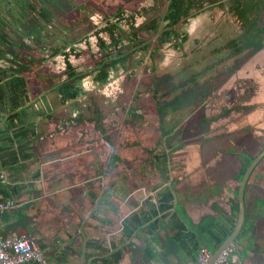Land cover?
Instances as JSON below:
<instances>
[{"label": "flooded vegetation", "instance_id": "obj_1", "mask_svg": "<svg viewBox=\"0 0 264 264\" xmlns=\"http://www.w3.org/2000/svg\"><path fill=\"white\" fill-rule=\"evenodd\" d=\"M116 3L119 2L109 0L108 4L99 11L102 12L100 15L99 12L96 13L91 8L83 14L82 8L78 6L75 10L80 9L81 15L77 19L73 17L77 22L76 24L60 21L54 28L47 26V36L42 44L44 52L40 59V62L44 63L45 71L42 77L43 87L40 91L42 98L40 99L41 107L38 116L46 119L50 124L44 135H36L35 142L43 148L41 141L51 139L50 143H53V139L56 138L62 153L60 155L61 160L68 158L65 157V154L68 155L71 152H69L70 149L76 151L78 158L79 155L81 157L85 154V151H88L87 155L91 153L90 156H92V145L83 140H91L92 134L89 133V136L85 134L82 139L80 119L85 125L88 126L89 124L93 128L94 119L97 121L100 118L99 116H90V113L93 114L94 111V103L112 100L111 102L115 104L122 94L125 96L129 94L127 111L131 112L129 107L134 104V100H137L138 105L132 114L135 117L130 118V122L134 127L141 123L156 124L155 127L160 138L157 139L155 136L152 144L149 143L146 149H141L145 155H148L147 160L150 166L158 174V179L161 180L162 178L163 183L158 194L152 191L151 194L138 196L137 200L140 205L153 203L152 210L161 216L159 224H163L165 227L163 218H166L167 223L175 227V230L171 232L174 236L172 241L176 243L175 250L182 249L188 257L184 264H191V259L194 260L198 251L204 248V241L209 244H212L211 241L213 243L215 241L214 246H216L233 231L238 214L237 189L239 182L245 168L264 149V146L255 154L249 152L240 154L237 151H229L233 148L231 144L233 133L226 130L227 134L222 137L223 140L219 141L218 151L215 154L210 152L202 159L205 166H210L215 172L212 177L220 174L222 176L220 181L226 182L223 186L222 198L227 207L225 208L221 204L217 205V201L212 199L207 203L206 208L203 206L191 211L187 203L182 200L183 196L184 198L188 196H185L183 191L182 195L176 193L174 187L176 181L173 179L176 177L174 171L177 169L186 181L182 169L186 164V154L189 155V152L185 151L183 147L178 148L176 144L172 143V139L177 130V125L180 122L183 123L189 115L188 111H184V109L192 108L196 98L201 100L198 106L201 105L203 103L201 98L206 92L209 93L206 86L210 87L211 78L206 81V77L204 79L201 77L207 69H211L208 76L214 77L213 82L218 87L214 91L222 95V90L225 89L222 88V75L224 74L234 80L237 77V71L244 65L236 62L242 58L236 56L239 51L245 48L248 56H252L254 53L264 55V0H122L121 4L115 6ZM129 3L130 6H127ZM226 18L230 22L227 25L239 26L240 36L223 35V32L219 33L220 37H218L219 35L211 36L215 26L220 24L219 21L224 22ZM258 21L261 23L259 24ZM51 33L54 34L53 37H50ZM222 39L223 42H221ZM212 40H214V45L211 46L212 52L200 54L202 49L212 43ZM223 45L227 47L228 51L223 50ZM159 53L165 55L162 64H167L170 61V66L173 67L177 61L178 67L171 72L166 70L165 73H158L155 67L151 65V60ZM175 54L179 55L176 59L174 58ZM137 55L146 65L147 79H149L147 84L145 78L142 79V75H136L134 79H129V82L132 83H126L123 79L126 74H122V67L127 68L136 60ZM190 55L195 57L190 59ZM207 55H214L213 61L209 64L206 62V57H209ZM233 56L236 57L235 61L223 63V58ZM175 72H182L186 75L182 80L173 83L171 75ZM126 76L130 77L131 75L127 74ZM247 77L253 79L251 75ZM254 79L258 80L255 77ZM162 82H169L163 90L166 92H160L157 95L159 89L164 86L161 84ZM131 84L132 87L130 88ZM143 85H145L144 88H142ZM138 95L140 96L138 97ZM158 97H161V100L157 102ZM241 106L239 108H242ZM230 110L232 111V109ZM167 113L169 118L172 117V120L176 121V124L168 129L162 124ZM202 113L205 114V111L201 112V116ZM240 114L241 110L238 112V115ZM113 116L108 111L102 118L98 119L96 129L100 134L104 131L100 122L107 117L113 118ZM245 116L246 112L240 115L243 118ZM122 123L125 121L123 120ZM90 127L87 129L91 131ZM102 136L106 138L107 134ZM248 138L254 139V136L248 135ZM80 139H82L81 144H79ZM170 140H172L171 143ZM158 141L160 143H157ZM157 144H161L162 148H156ZM227 145L230 147L229 149ZM79 148H81L80 151ZM103 151L105 152L104 148ZM113 153L112 149L107 150L106 163L109 162L108 160L116 159L119 156ZM156 155L160 156L162 160L152 158ZM262 156H264V151L253 164L243 184L241 223L229 243L231 245L230 253L237 250H234V245L241 247L242 250L245 249L244 252L252 251L251 256H255L258 249L264 253L263 245L262 247L258 245V248H255L256 242L261 241L264 244V236H262L264 223L258 226L254 222L258 216L264 217V187L257 201L253 199L248 204L246 197L247 190H251L255 186L257 167L264 168V161L260 160ZM246 157L250 158L247 162H245ZM68 160L71 161L69 158ZM211 160L210 164L209 161ZM259 160L260 162H258ZM78 161L80 165H72L75 172L81 169H85L86 173L91 171L84 165V161L87 162L86 157H81ZM174 165L176 169L173 168ZM226 165H229L231 173L234 172L229 175L227 181L224 180L227 174ZM234 167L236 168L232 171ZM172 169L174 170L172 171ZM105 173V168H102L96 176L92 174V177L90 175L86 177L92 186V189L88 187L87 194L92 201L96 200L90 212L99 208L102 199L111 201L112 197L109 195L116 193V191L110 190V185L106 183ZM95 177L99 178V181ZM94 184L97 187L98 184L101 185L97 195L93 193ZM117 187L119 188V185H114L113 189L117 190ZM217 187L213 189L214 192ZM65 197L66 195H62V198ZM200 197L201 194L196 196V198ZM59 204H61V197ZM255 204L262 205L259 211L256 210ZM251 207L252 211L249 209ZM138 211H143V208ZM222 215L227 216L223 217ZM201 220L203 221L201 222ZM44 247L48 248V246ZM38 248L47 264H64L62 257H65L64 253L70 252L69 249L57 245L53 249H57L58 255H46L44 254L45 249L39 246ZM79 258L75 264L80 261ZM237 260L239 259L232 258L231 261L235 263ZM85 261L83 256L81 262ZM226 264L228 263L226 262ZM238 264H242L241 260L238 261Z\"/></svg>", "mask_w": 264, "mask_h": 264}, {"label": "rangeland", "instance_id": "obj_2", "mask_svg": "<svg viewBox=\"0 0 264 264\" xmlns=\"http://www.w3.org/2000/svg\"><path fill=\"white\" fill-rule=\"evenodd\" d=\"M56 1L57 8L54 10L56 13L59 12L60 19L62 18V22H74L75 24L77 23L75 19H77L81 15L80 9L78 11L75 10L78 6L82 8L83 14H85L89 8L94 9V12L97 13L101 9H103V7L109 2V0ZM113 2H119L116 3L115 6H117L118 4H121L120 2H122V0H113ZM127 6H130V3ZM98 14L100 15L102 14V12H99ZM71 15H73L75 19H73ZM219 23L220 24H217L215 26V29H213L211 36L219 35L218 37H220V32H223V35L227 34L228 36L232 37L240 36L239 26L227 25L228 23H230L227 18L226 21H219ZM258 23L260 24L261 22L258 21ZM223 41L224 40L222 39L221 42ZM213 42L214 40H212V43L210 45L202 49V52H200V54L212 52L211 46L214 45ZM222 47L223 50L228 51L225 45H223ZM160 53H162V51H160ZM160 53L158 56L153 57L151 60V65L155 67V70L158 73H165L166 70L171 72L173 69L178 67L177 61L173 64V67L170 66V61L169 63L167 62V64H162V61L165 60V55H160ZM178 56V54H175L174 58L176 59ZM207 56L209 57H206V62L207 64H209L213 61L214 55ZM236 56L242 57L236 62L241 64L243 63L244 65L237 71V77L234 80L229 78L228 76H225L224 74L222 75V88H225L223 90L221 88L222 95H219L218 92L214 91L215 89H218V87L216 83L213 82L214 77H212L211 75L208 76V73L211 71V69H207L205 74L201 76L203 79L206 77V81L211 78L210 87L206 86V89L209 90V93L206 92V94H204V96L201 98L203 99V103L201 105L198 106V103L201 102V100L196 98L193 101L194 105L192 108L184 109V111H188L189 115L183 123L180 122L177 125V130L175 131V135L172 139L173 141L170 140V143L172 141V143L176 144L178 148L183 147L185 151L189 152V155L186 154V164H184V168L182 169V173H184V175L186 176V181L184 180V177L181 176V173L178 172L175 165L173 168L176 169V171H174L176 172V177L173 179H175L176 181L174 183L176 193L178 195H182L183 191L185 193L184 195L188 196L187 198H184L183 196L182 200L187 203L188 208L191 211L202 208L203 206L206 208L207 203H209V201L212 199H214V201H217V205L221 204L223 207H227L226 204H224V200L222 198L224 193L223 186L226 182L220 181L222 179V176L220 174L212 177L215 172L210 168V166H205V163L202 159L206 154L208 155L210 152L215 154L218 151L217 148L219 146V141L223 140L222 137L227 134L226 130H230V133H233V139L231 140L233 148L229 151H237L240 154L248 152L251 154H255L262 146H264V55H258L257 53H254L252 54V56H248L247 49L244 48L242 51H239ZM194 57V55H190L189 58L192 59ZM235 58V56L226 57V59L223 58V63L235 61ZM142 61L143 60L140 58V56L137 55L136 60L132 62L127 68L122 67V74L131 75L130 77H127L125 75V77L123 78L126 83H132L129 82V79H134L136 75H142V79L145 78L146 84L148 83L149 79H147L148 76L146 65H144ZM147 65L149 64L147 63ZM185 75L186 74L182 72H175L173 75H171V77H173V83L178 80H182ZM248 75H251L253 79L251 77L249 79L247 77ZM254 77L258 80H255ZM168 83L169 82L161 83L162 85L164 84V86L163 88H158L159 92H157V95L160 92H166V90H163L167 87ZM131 87L132 84L130 85V88ZM144 87L145 85L142 86V88ZM139 96L140 95H138V97ZM148 97L150 100V94ZM129 98V94L127 96L122 94L120 99H117L115 104L111 102L112 100L104 101V103H94L93 114L90 113L91 117L99 116L100 118H102L108 111H110L111 114L114 115L113 118L107 117L104 119V121L100 122V125H102L104 129V131H102L103 133L100 131L102 134H100L96 129V124L98 122V119L100 118H98L97 121L94 119L93 128H91L89 124L88 126L85 125V123L80 119L79 122H81L80 130L82 131V139L84 138L85 134H87L88 136L89 133L92 134L91 140L83 139L86 143L91 144L93 147V155L90 156L91 153H89L86 156L87 162L85 163L84 161L85 167H88L91 171L86 173L85 169H81L80 171L75 172L72 168V162H70L68 158H66L63 159L60 163L59 170L54 174L52 173L53 178H57L58 182L60 179H62L60 185L68 186V188H62L63 192H61L62 194H60L61 204H59V201L57 203H52L49 198L45 197V202L44 204H42L39 210V214H36L39 216L37 217L39 223L38 230L34 226L33 230L28 232L33 240H35L37 245L45 249L44 254H57V249H53V247L59 245V239H57L56 237H58V233L61 232L62 228L67 229L68 231L69 225L72 222L70 214L77 211L83 213L87 211V209H89L88 207L83 206V204L81 203L82 200L79 199L80 196L86 195V190L88 189V187L92 189L91 183L90 181H88L89 179H86L87 175H90V177H92V174H95L94 176H96L100 169L105 168L106 183L110 185V190H112L113 192L116 191V193H112L109 195L110 197H112L111 201L113 202L111 204H108L105 208V211L109 213L118 212L122 214L138 211L140 208L144 207L142 204H139L137 200L138 196L151 194L152 191H155L156 194H158L160 186L162 188V178L161 180L158 179V174L153 171L147 160L148 155H145V153L141 149H146L149 146V143L152 144L155 136L157 139L160 138L155 127L156 124L148 125L145 123H141L138 124L140 127L137 125L134 127V125L130 122V118L135 117L132 114L136 109L135 107H137L138 105V101L134 100V104L129 107V109L131 110V112H129L127 111ZM160 100L161 97H158L157 102ZM145 103L148 104L147 101H145ZM239 106H241L242 108H239ZM230 109H232V111ZM240 110L241 114L246 112V116L244 118L240 117L241 114L238 115V112ZM203 111H205V114L202 113L201 116V112ZM110 119H112L113 121H111ZM123 120L125 121V123H122ZM127 124L129 125L128 127ZM162 124L166 129H168L171 126H174L176 124V121L172 120V117L169 118L167 113ZM218 126H220V128H217ZM87 127H90L91 131L90 129H87ZM105 134H107L106 138L102 136ZM248 135L250 137L251 135H253L254 139L248 138ZM82 139H80L79 144L82 143ZM157 143L160 142L158 141ZM220 144L223 143L220 142ZM103 148L105 152L103 151ZM156 148H162V145L157 144ZM227 148L229 149L230 147H228L227 145ZM111 149L113 150L114 155L118 154L119 156H117L116 159L108 160L109 162L106 163L108 157L107 150ZM80 150L81 148H79V151ZM262 157L260 158V160L264 161V158L262 159ZM152 158L162 160L160 156L157 155L152 156ZM249 159V157H246L245 162H247ZM260 160L258 162H260ZM211 162L212 160L209 161L210 164ZM226 166L227 174L224 180L227 181L229 175H232L234 172L231 173V171L229 170V165ZM235 168L236 167H234L232 171H234ZM173 170L174 169H172V171ZM255 172L257 174V178H255L256 182H254L255 186L252 187L251 190L248 189L246 193L248 204L250 203V201L252 202L253 199H255L256 201L257 199H259V194L262 193L261 190L264 187V168L259 166L257 167ZM95 179L99 181V178L95 177ZM87 182H89L88 185ZM114 185H119V188L117 187V190L113 189ZM100 186L101 185L98 184L97 187L96 184H94V195L98 194ZM216 186L218 187L214 192L213 189ZM200 194L201 197L196 198V196ZM62 195H66V197L62 198ZM56 196L57 194L55 195V197ZM178 198H180V196H178ZM57 199L60 198H56V200ZM182 200H180V203H182ZM255 206L256 210L259 211L262 205L255 204ZM249 209L250 211H252V207ZM9 210H4L3 214L0 215V218L3 215L7 217V220H3L4 223L8 224L6 233L8 232V234L11 233V235H14L18 232L23 231L21 230L22 227L26 230V227L23 226L22 221V217L24 219V216L22 215L23 205L18 204L16 210L13 213ZM222 216L226 217L227 215ZM33 220H35V218L30 220L28 219V221ZM12 221L13 223L9 224V222ZM155 222L159 223V221ZM163 222L167 223L168 221L167 219H164ZM254 222L256 223V225L260 226L264 223V217L261 218V216H258L256 221ZM19 224L21 226H19ZM1 230L2 228H0V231ZM161 232L162 230H159V234ZM209 234H211V232H209ZM262 236H264V234H262ZM211 243L214 245L215 241L214 243L213 241H211ZM256 243V249L258 248V245L259 247H262V245L264 246L261 241ZM69 244L72 245V241ZM203 244L204 248H207L209 251L213 249L211 247L212 244H209L207 241H204ZM44 246H48V248H45ZM236 246L237 245H234V250L237 249L238 251H233L226 257V262L228 264H235L231 261L232 258L239 259L237 261L241 260L242 264H260L257 263V260L259 258V253V256L264 255L262 250L258 249L255 256H251V254L253 253L252 251L247 253L244 252L245 249L242 250L241 247L239 248V246ZM66 249H69L70 252L64 253L65 257H62V261H64V264H75V261L80 255L78 246H76L75 250L73 251L70 248ZM152 264L159 263L157 261H152Z\"/></svg>", "mask_w": 264, "mask_h": 264}, {"label": "crops", "instance_id": "obj_3", "mask_svg": "<svg viewBox=\"0 0 264 264\" xmlns=\"http://www.w3.org/2000/svg\"><path fill=\"white\" fill-rule=\"evenodd\" d=\"M56 8V0H0V172L5 174V180L0 182V199L13 202L9 210L12 213L18 204L23 205L22 221L26 227L14 235H30L28 232L34 226L38 230L36 214L45 197L57 203L62 188H68L60 185L62 179L58 182L53 178L62 162L58 140L54 138L50 143L51 139H42L43 148L35 142L36 135H44L50 124L38 116L45 71L40 59L47 26L54 28L62 21ZM53 36L51 33L50 37ZM69 152L65 157L76 166L80 165L79 158L88 153L85 151L78 158L76 151L70 149ZM79 199L89 209L83 213L72 212L68 231L62 228L57 237L58 247L73 251L78 246L79 257L84 256L86 261L76 264H152V261L184 264L188 258L182 249L175 250L171 233L175 227L155 222L161 216L152 210L153 203L143 205V211L120 214L104 210L113 203L107 199H102L99 208L90 212L96 200L90 199L87 190ZM3 216L0 237L11 235L6 233L8 224L3 220L7 217ZM33 218L35 220L28 221ZM159 230H162L160 234ZM258 257L257 263L264 264V256Z\"/></svg>", "mask_w": 264, "mask_h": 264}, {"label": "built area", "instance_id": "obj_4", "mask_svg": "<svg viewBox=\"0 0 264 264\" xmlns=\"http://www.w3.org/2000/svg\"><path fill=\"white\" fill-rule=\"evenodd\" d=\"M5 180V174L0 172V182ZM10 199H0V215L4 210L11 209ZM231 251V245L221 250L212 264H226V257ZM211 255L207 248H201L191 264H206ZM0 264H47L42 253L32 237L25 233L0 237Z\"/></svg>", "mask_w": 264, "mask_h": 264}, {"label": "water", "instance_id": "obj_5", "mask_svg": "<svg viewBox=\"0 0 264 264\" xmlns=\"http://www.w3.org/2000/svg\"><path fill=\"white\" fill-rule=\"evenodd\" d=\"M263 151H264V149L256 157H254V159L248 164V166L245 168L244 173H243L241 180L239 182L238 189H237L238 214H237V221H236V224L233 228V231H231V233H229L218 245L212 246L213 249L211 250V255H210L209 259L207 260L206 264H212L213 261L215 260V258L221 252V250L223 248H225L227 245H229L232 238L236 234V231H237V229L241 223V216H242L241 196H242L243 184H244L245 178H246L247 174L249 173L250 169L252 168L253 164L255 163L257 158L262 154ZM81 259H82V257H80L79 262H81Z\"/></svg>", "mask_w": 264, "mask_h": 264}]
</instances>
